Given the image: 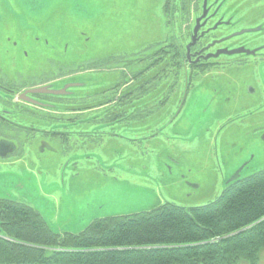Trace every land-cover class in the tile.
<instances>
[{"label":"rangeland","instance_id":"obj_1","mask_svg":"<svg viewBox=\"0 0 264 264\" xmlns=\"http://www.w3.org/2000/svg\"><path fill=\"white\" fill-rule=\"evenodd\" d=\"M3 1L16 14L30 13L26 32L0 22V69L16 72L4 76L5 81L15 84L31 80V68L38 71L41 57L49 53L40 43H34L33 36L45 37L53 45L68 41L74 55L65 59H114L162 39L170 27L178 39L183 29L178 20L167 26L164 0H59L53 13L46 12L54 4L52 0H32L42 9L31 8L28 0ZM188 1L194 4V0ZM255 3L229 0L225 4L238 20L236 29L247 30L264 21L248 13L250 8L264 7V0ZM0 6H4L1 1ZM20 18L23 24L25 15L15 19ZM253 32L240 36L246 39L254 36ZM5 38L16 42V49ZM78 47L83 52H74ZM27 57L31 61L22 62ZM173 65L175 69L180 64ZM157 117L159 121L155 122L98 127L99 133L79 139L46 137L48 146L42 152L37 141L23 152L0 156V199L33 207L54 232H79L95 218L147 211L164 202L184 207L206 204L220 194L244 161L248 163L239 172L240 177L264 167V145L260 143H264V133H252L250 126L232 122L221 123L220 128V122L204 120L197 106L185 114L183 108L172 124ZM155 131L157 134L150 136ZM235 151L242 153L237 161ZM238 264L249 263L241 260ZM255 264H264V247Z\"/></svg>","mask_w":264,"mask_h":264},{"label":"flooded vegetation","instance_id":"obj_2","mask_svg":"<svg viewBox=\"0 0 264 264\" xmlns=\"http://www.w3.org/2000/svg\"><path fill=\"white\" fill-rule=\"evenodd\" d=\"M0 1L4 5L0 6L3 9L0 22L20 33L26 32L30 13L19 11L16 14L5 1ZM53 1L46 12L53 13L58 8L59 0L51 3ZM228 1L194 0L191 4L188 0H164L162 8L167 26H172L176 20L182 22L179 38H174L170 27L162 39L114 59H65L74 55L68 41L53 45L45 37L33 36L34 43H40L49 52L41 57L38 71L31 68L34 77L15 84L5 81L4 76L16 72L0 69V94L4 95L0 96L3 105L0 156L5 158L23 152L37 141L42 152L48 146L46 137L79 139L99 133L98 127L159 121L157 115L172 124L183 108L185 114L193 106L199 107L207 122H220V128L239 122L250 126V132L263 134L264 21L247 30L236 29L238 20L225 7ZM255 2L246 0V5ZM28 3L33 5L31 8H43L32 0ZM248 13H255L258 19L264 20V7L250 8ZM21 15L26 17L23 24L22 18L15 19ZM255 27L258 28L252 30ZM251 31L254 36L241 38L240 35ZM81 34L86 36L84 32ZM5 39L16 49V42ZM78 49L74 52H83ZM26 55L27 51L23 56ZM29 61L30 58L22 62ZM174 63L180 65H175L174 69ZM83 126L95 129L81 130L79 127ZM156 134L157 131L150 136ZM234 153V161L239 160L242 153ZM247 163L244 161L230 179L239 175Z\"/></svg>","mask_w":264,"mask_h":264},{"label":"trees","instance_id":"obj_3","mask_svg":"<svg viewBox=\"0 0 264 264\" xmlns=\"http://www.w3.org/2000/svg\"><path fill=\"white\" fill-rule=\"evenodd\" d=\"M264 247V167L212 201L164 202L54 232L33 207L0 199V264H255Z\"/></svg>","mask_w":264,"mask_h":264},{"label":"water","instance_id":"obj_4","mask_svg":"<svg viewBox=\"0 0 264 264\" xmlns=\"http://www.w3.org/2000/svg\"><path fill=\"white\" fill-rule=\"evenodd\" d=\"M218 53H219V52H218ZM218 53H216L214 56H216ZM238 176H239V175H236V176L234 175V177H232V178L230 179V181H231V180H234V179H236V178H238Z\"/></svg>","mask_w":264,"mask_h":264}]
</instances>
